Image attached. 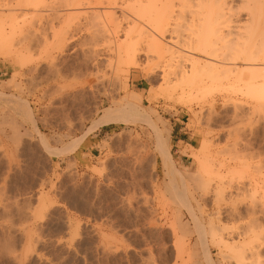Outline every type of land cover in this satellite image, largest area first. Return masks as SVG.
I'll return each instance as SVG.
<instances>
[{"label": "rangeland", "instance_id": "obj_1", "mask_svg": "<svg viewBox=\"0 0 264 264\" xmlns=\"http://www.w3.org/2000/svg\"><path fill=\"white\" fill-rule=\"evenodd\" d=\"M22 3L0 0L6 33L0 50V264L206 263L186 208L170 194L181 180L164 176L151 125L120 121L97 137L99 127L90 129L105 108L131 96L153 110L146 112L159 128L163 122L169 127L170 153L185 171L195 213L217 228L206 240L215 264H254L257 248L264 264V95L234 76L231 83L208 77L206 85L182 92L174 88L172 61L152 51L136 52L130 64L120 63V72L113 70L114 55L92 50L84 12L77 16L60 0L37 9ZM176 21L179 31L186 28ZM262 35L255 41L260 46ZM14 97L32 110L38 134L5 101ZM176 118L189 131L184 164L173 154ZM86 130L85 143L96 149L82 168L73 151L49 152L40 139L62 148ZM231 245L241 252L231 253Z\"/></svg>", "mask_w": 264, "mask_h": 264}, {"label": "bare ground", "instance_id": "obj_2", "mask_svg": "<svg viewBox=\"0 0 264 264\" xmlns=\"http://www.w3.org/2000/svg\"><path fill=\"white\" fill-rule=\"evenodd\" d=\"M43 1L45 2V0H19V2H23V5L25 4L23 7L33 6L34 8L36 7V9L41 2L43 3ZM63 1L66 6H71L73 8L72 11H78V15L76 14L77 16L81 13L80 11H82V13L84 12L83 16L86 19L87 26H89L88 33L91 36L88 35L89 39L91 40V38H93V42H91L96 46V50H92L94 53L98 54L97 47H100L99 50L101 49L108 54L114 55L117 62H115V60L110 62L113 70L114 67H117L116 70H119L118 67L123 63L125 64L126 62H129L130 64L136 52L148 51L147 53H149L150 51L151 53L152 51V53L155 52L157 55L159 54L169 57L170 61L167 60L169 62L172 61L168 65L176 67V70H173L175 71L174 75L177 74V79H175L176 85H174V88H176L175 86H179L182 92L186 89H198V87L206 85V78L208 79V77L209 79L211 77V80H220L221 78H224V80L231 83L232 77L234 76L236 79L243 80L245 83L244 85H247L246 83H248L247 86L249 89H253L257 94H261V96L264 95V46L255 43L259 33L264 30V26L263 28L261 27V25L264 24V0H60L62 3ZM72 14H68L71 15L69 17H72ZM11 18L13 19V17ZM176 19H181L182 22L184 21V25L186 24V28H181L182 32L179 31V28L181 27L180 23L178 24L179 28L177 27V24L174 23V20L176 21ZM184 25H182V27ZM10 27L12 26L10 25ZM1 28L2 27H0V41L6 34ZM182 29H186V31ZM183 31L185 33H183ZM119 34L122 35V39L120 40L118 38ZM262 36L264 37V35ZM142 39L144 40L143 43H145V45L141 44ZM2 42L5 43L6 38L0 42V50L4 46H1V44H3ZM5 46L8 47L7 44H5ZM183 61L187 62V64L181 63ZM116 70L114 72H118ZM120 71L121 70H119V72ZM164 78L166 80V76ZM168 81L170 82V80ZM188 93H190V91ZM0 95H2V93H0ZM131 97L129 99L124 97L125 99H123L122 104L115 103V105L105 108L98 120L93 122L90 129H95L101 125L118 123L120 121L127 122L131 119L134 121H146V123L148 122V124L151 125L154 131L153 133H155L154 145H156L157 155L160 158V164L164 176L170 175L172 178L174 174H178L181 180L179 187H174V185L171 184V186L173 185V190L171 189V193L168 192V194L170 193L173 195L171 196L178 206L186 208L185 210H187L193 223V228H195L198 233L199 242L203 249V260L206 262L205 264H215L206 240L207 234L211 233L212 235V233H214L213 231L217 228L214 227L213 222H211L213 220L209 219L207 223L203 220V223L200 220L201 217L199 218V215L197 216L195 213L192 200H196V198L188 189L186 182L183 181L185 171L182 172L176 167L170 153L168 141L170 136L169 127L163 122L159 123L161 124L160 126L163 125L162 128H159L146 112L150 109L143 110L140 105L131 100L133 99ZM262 97L264 98V96ZM5 101L11 103L10 107L13 105L11 109L14 113L16 115L18 114L23 120L26 119L29 121L34 132L38 134V126L36 125L32 110H30L27 103L20 102L21 100L18 98L15 100V97L14 99ZM152 111H149L150 115L153 114L151 113ZM156 120H158L157 117ZM87 131L89 130H86V133L84 132L80 137L78 136L79 138L76 137V139H72L71 142L69 141L70 143L64 145V147L62 146V148L48 147L42 136L40 139L41 143L47 150H49V152L59 154L62 152L74 151L86 136ZM196 175H198V173ZM195 202L196 201H194V203ZM176 212L178 214V210ZM185 231H187V229ZM259 232L260 231H258V235L260 234ZM262 243L264 245V240ZM262 243H260L261 247L263 246ZM224 244L225 243H223V245ZM258 245L259 244L256 246L260 247ZM225 246L226 245H224V247ZM256 246H254L255 249L257 248ZM229 249L231 253L236 251L241 252L239 250L241 248H238V246L235 245H231ZM237 252L235 254H239ZM252 252L253 254L255 253V257L252 258H255L254 264H262L263 260L261 257L263 252L261 248H257L255 252ZM223 255L224 253L222 256ZM251 261L253 262L254 260ZM250 262L248 260L245 264H253Z\"/></svg>", "mask_w": 264, "mask_h": 264}, {"label": "crops", "instance_id": "obj_3", "mask_svg": "<svg viewBox=\"0 0 264 264\" xmlns=\"http://www.w3.org/2000/svg\"><path fill=\"white\" fill-rule=\"evenodd\" d=\"M183 122L179 119L176 118L173 121V129H172V134H173V154L174 159L176 163H182L188 161L190 158L189 153H183L182 151L186 149L188 146H191L189 131L182 126ZM105 126L108 125H101L97 130L98 132L95 134L97 137L101 129L104 128ZM95 143H85V138L82 140V142L79 144V146L72 152V157L76 160L78 163L79 167L82 168L88 164V161L90 160V157L93 156L94 150L96 149Z\"/></svg>", "mask_w": 264, "mask_h": 264}]
</instances>
